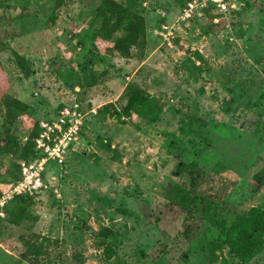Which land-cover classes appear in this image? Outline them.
I'll return each instance as SVG.
<instances>
[{"label": "rangeland", "instance_id": "obj_1", "mask_svg": "<svg viewBox=\"0 0 264 264\" xmlns=\"http://www.w3.org/2000/svg\"><path fill=\"white\" fill-rule=\"evenodd\" d=\"M136 1L146 61L124 73L110 44H93L102 0H66L56 12L49 0H0V143H21L63 104L120 106L131 86L164 106L151 122L89 113L84 147L44 174L32 207L39 218L0 215V264H264V250L243 263L218 247L220 229L175 194L183 188L237 214L264 210V0H242L237 16L219 21L204 11L182 20L177 0ZM12 50L27 59L28 76ZM6 94L28 105L13 121ZM18 161L0 151V197L21 176ZM33 232L60 244L45 257L26 253L21 239Z\"/></svg>", "mask_w": 264, "mask_h": 264}, {"label": "trees", "instance_id": "obj_2", "mask_svg": "<svg viewBox=\"0 0 264 264\" xmlns=\"http://www.w3.org/2000/svg\"><path fill=\"white\" fill-rule=\"evenodd\" d=\"M49 1L55 12L66 2V0ZM177 1L181 6H184L188 0ZM16 8L13 5L12 9L16 10ZM28 8V4L22 7V15H28ZM144 8L143 3L138 4L136 0H102L101 5L96 8L95 14L93 15L95 20H100L99 26L93 33L94 47H101L103 51L102 45L110 44L109 49L118 53L121 57L133 58L134 56H138L140 59L144 58L148 47L147 18ZM241 11L242 9L234 10L232 15L237 16ZM204 15H209L211 19H214L220 14L215 11L213 6H208L204 10ZM55 16V14L52 15V22H54ZM221 17L223 16L221 15ZM135 49L137 50L136 53H134ZM0 50H3V48ZM105 50L107 51V49ZM12 53L17 65L28 76L31 73V68L27 59L16 50H12ZM126 99V103L120 106L114 102L106 103L97 109L96 114H110L115 117L137 115L145 121L151 122L157 121L164 110V106L155 99L154 95L143 87L131 86L126 93ZM1 100L6 110L7 120L9 121H13L27 112V103L11 94L4 95ZM63 106L64 104L60 107ZM40 120L42 119L33 123L26 136V140L24 139L21 143L15 141L9 135L5 136L0 143V151L17 156L20 173L21 161L29 162L40 156L35 143V138L40 133ZM83 134L85 135V127L83 128ZM12 140L14 142L13 144L11 143ZM20 178L21 176L18 177L17 181ZM175 194L189 210L192 211L193 208L198 210L202 218L208 220L220 229L223 240L222 244L220 243L218 247H229L230 252L239 261L248 263L264 250L263 209L253 207L247 215L237 214L229 212L226 206L222 205L218 200L193 196L183 188L175 190ZM53 197L57 199L55 193H53ZM35 202L36 195H17L1 207L0 213L3 212L9 215L17 222L25 219L37 220L39 218L38 215L32 212V207L35 205ZM106 230V234H108L109 229H104V231ZM31 236L32 240L25 235L21 239L25 245L26 253L33 251L37 256L45 257L50 254L52 247H57L60 244L59 239L42 236L37 232H33ZM210 245H216L215 241L211 242ZM222 264L232 263L224 259Z\"/></svg>", "mask_w": 264, "mask_h": 264}, {"label": "built area", "instance_id": "obj_3", "mask_svg": "<svg viewBox=\"0 0 264 264\" xmlns=\"http://www.w3.org/2000/svg\"><path fill=\"white\" fill-rule=\"evenodd\" d=\"M242 3V0H188L181 10L182 20H188L202 12L208 6H213L220 15L229 17ZM221 15L223 17H221ZM97 109H85L81 102L74 105L64 104L55 116L40 120V133L35 138L36 148L40 154L32 161H21V178L0 197L1 207L14 196L37 195L44 185V174L52 164L62 166L71 151H79L84 147L85 127L89 113ZM26 140V138H25ZM1 216H5L3 212Z\"/></svg>", "mask_w": 264, "mask_h": 264}, {"label": "crops", "instance_id": "obj_4", "mask_svg": "<svg viewBox=\"0 0 264 264\" xmlns=\"http://www.w3.org/2000/svg\"><path fill=\"white\" fill-rule=\"evenodd\" d=\"M115 55H117V53H115ZM115 58H117V57H115ZM117 60H119L120 61V63L118 64V63H116L117 64V69H119L120 70V67H121V69H122V71L125 73H127V72H130L131 71V68L133 69L134 68V66H135V69L134 70H137L140 66H143V64H144V62L146 61L144 58H142V59H140V58H138V57H136V56H134L133 58H124V57H121V59H119V58H117ZM119 66V67H118ZM109 67L111 68V70L112 69H114V68H112L111 66H107V67H105L106 69H109ZM137 68V69H136ZM105 73H107V71H104ZM104 73V74H105ZM108 74V73H107ZM105 83H107V82H105ZM78 88V87H77ZM76 88V89H77ZM70 155V154H69Z\"/></svg>", "mask_w": 264, "mask_h": 264}]
</instances>
